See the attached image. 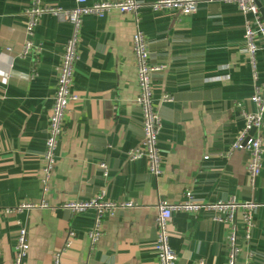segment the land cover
<instances>
[{
    "label": "crops",
    "instance_id": "1",
    "mask_svg": "<svg viewBox=\"0 0 264 264\" xmlns=\"http://www.w3.org/2000/svg\"><path fill=\"white\" fill-rule=\"evenodd\" d=\"M139 1L138 23L135 14L118 10L103 18L83 17L74 71L79 99L71 104L45 191L44 150L57 67L72 25L43 14L33 35L40 52L22 56L30 0H0V208L42 199L49 203L0 213V264L14 263L21 225L27 227L30 243L23 264H53L61 250L64 264H159L154 249L157 205L182 200L187 189L197 201L234 197L257 203L251 237L239 242V264H264V155L253 181L247 171L249 152L233 149L245 126L243 111L255 109L245 51L246 15L233 1L201 2L190 15L152 11L148 3L155 0ZM45 2L65 8L77 3ZM137 26L146 36L150 64L162 66L152 74L162 120L158 177L145 158L128 157L144 137L132 47ZM257 60L264 82V49ZM165 94L172 101H163ZM260 132L264 141V121ZM102 162L107 163V175ZM101 190L110 199L135 205L105 217L103 235L93 245L88 232L94 211L74 213L61 205L92 198ZM237 221L242 228L241 214ZM228 227L210 211L175 212L170 242L178 255L176 264H223ZM70 232L72 245L66 247Z\"/></svg>",
    "mask_w": 264,
    "mask_h": 264
},
{
    "label": "built area",
    "instance_id": "2",
    "mask_svg": "<svg viewBox=\"0 0 264 264\" xmlns=\"http://www.w3.org/2000/svg\"><path fill=\"white\" fill-rule=\"evenodd\" d=\"M205 1L215 0H155L148 3L152 11H177L180 15H190L196 12L198 5ZM233 1L238 4L239 9L246 15L245 21V51L248 54V61L252 69L253 93L250 100L254 103L255 109L244 110L245 126L238 135L233 149H246L250 158L247 163V171L254 181L262 170V159L264 155V141L261 128L264 121V82H261L257 54L260 49H264V18L261 14L259 2L264 0H219ZM76 5L72 8L52 6L45 0H30L29 6L25 10L26 35L23 45L22 56H28L33 50L40 52L41 47L33 41L35 27L40 17L45 14H52L62 21H68L72 25V33L67 40L61 62L57 67L58 77L56 91L53 98V106L49 117L48 134L45 141L44 157L46 165L45 175L42 178L44 190L48 188V182L55 169L57 161V147L65 133V122L70 113L71 104L79 97L74 91V71L79 59V41L83 26V17L87 14L95 15L99 18L105 17L111 11L131 12L135 14L136 21H139V11L142 3L139 0H104L89 2L88 0H76ZM262 41V44L259 42ZM132 47L137 65V81L139 94L136 103L142 110L144 137L139 146L132 148L128 152L130 160L145 158L149 171L159 176L162 173L163 157L159 148V135L162 128V120L158 112L157 104L153 96V78L155 71L162 69L160 65H152L149 62V49L144 32L137 26L132 36ZM35 72V71H34ZM163 101H172L169 94L163 96ZM253 133H251V131ZM104 174H108L106 162L100 164ZM133 201H116L107 197V193L101 190L97 195L85 200H69L61 206L74 213L93 210L95 221L88 235L94 245L103 235V221L105 217L117 213V211L134 206ZM258 204L254 201H237L234 197L227 200L214 202L197 201L190 189L184 193V198L178 202L170 203L161 200L157 205L156 225L158 228L155 241V253L159 264H176L178 255L174 251L170 242V234L175 212L185 211L201 213L210 211L213 217L228 223V253L227 260L223 264H239L241 253L240 239H249L254 228V212ZM36 207H49L46 199L38 203L25 202L16 207L0 208V213L9 214ZM241 214L243 226L239 227L237 218ZM74 232H70V239L66 241V247L72 245L71 237ZM30 243L28 240V229L21 225L17 233L16 254L13 264H23L28 255ZM63 251L54 254L53 264H64L62 259ZM198 264H204L201 260Z\"/></svg>",
    "mask_w": 264,
    "mask_h": 264
},
{
    "label": "water",
    "instance_id": "3",
    "mask_svg": "<svg viewBox=\"0 0 264 264\" xmlns=\"http://www.w3.org/2000/svg\"><path fill=\"white\" fill-rule=\"evenodd\" d=\"M259 7H260V11H261V14L264 18V4L262 2H259ZM254 130L251 131V133H253Z\"/></svg>",
    "mask_w": 264,
    "mask_h": 264
}]
</instances>
